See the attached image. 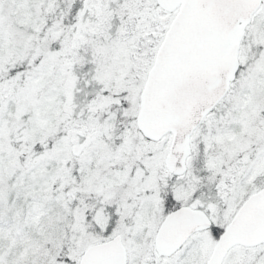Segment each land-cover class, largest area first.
<instances>
[{
  "label": "snow or ice",
  "instance_id": "obj_1",
  "mask_svg": "<svg viewBox=\"0 0 264 264\" xmlns=\"http://www.w3.org/2000/svg\"><path fill=\"white\" fill-rule=\"evenodd\" d=\"M0 264H264V0H0Z\"/></svg>",
  "mask_w": 264,
  "mask_h": 264
}]
</instances>
